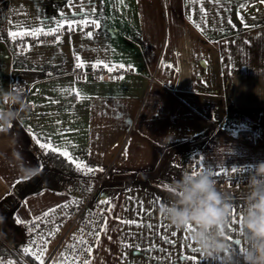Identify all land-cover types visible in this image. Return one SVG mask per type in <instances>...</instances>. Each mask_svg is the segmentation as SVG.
Masks as SVG:
<instances>
[{
	"label": "crops",
	"instance_id": "1",
	"mask_svg": "<svg viewBox=\"0 0 264 264\" xmlns=\"http://www.w3.org/2000/svg\"><path fill=\"white\" fill-rule=\"evenodd\" d=\"M43 30L57 35L15 41ZM77 66L131 71L78 78ZM10 84L22 88L29 108L0 132L4 244L22 243L29 219L68 199L51 190L18 199L13 191L45 160L35 133L108 177L104 196L93 200L109 207L87 264H227L223 256H202L187 230L184 246L155 241L158 208L169 194L150 177L170 163V176L179 179L195 165L228 172L264 161V143L253 137L264 118V0H0V86ZM242 131L254 142L239 138ZM217 187L233 197L224 231L240 264L248 184ZM63 233L52 237L40 264H60ZM136 233L147 234L148 244L136 242ZM163 249L179 252L166 259Z\"/></svg>",
	"mask_w": 264,
	"mask_h": 264
},
{
	"label": "clouds",
	"instance_id": "2",
	"mask_svg": "<svg viewBox=\"0 0 264 264\" xmlns=\"http://www.w3.org/2000/svg\"><path fill=\"white\" fill-rule=\"evenodd\" d=\"M28 108L22 88L10 84L5 90L0 86V132L8 131ZM252 167L239 223L247 245L240 264H264V161ZM167 192L169 200L160 204L159 215L177 230L190 227L189 238L206 259L223 256L227 264H233L232 248L224 231L233 197L218 189L211 171L186 170L167 187Z\"/></svg>",
	"mask_w": 264,
	"mask_h": 264
},
{
	"label": "built area",
	"instance_id": "3",
	"mask_svg": "<svg viewBox=\"0 0 264 264\" xmlns=\"http://www.w3.org/2000/svg\"><path fill=\"white\" fill-rule=\"evenodd\" d=\"M55 35H57L55 31L43 30L35 35H18L15 41L17 44L29 40L47 41ZM130 71L131 69L127 67H119L109 71L107 68L98 66L91 70L77 66L73 69L72 74L78 78L89 75L95 79H101L121 76ZM253 137L264 143V118L255 125ZM193 171L205 170L195 167ZM207 171H211L213 178L219 185H245L248 184L253 167H238L230 169L228 172L221 169ZM107 206L108 201H93L92 195L82 203L69 198L39 217L29 219L25 223L29 232L23 242L24 253L35 262H40L52 237L59 229L63 228L64 233L58 243L60 264H87L92 248L104 225L105 213L102 209H107Z\"/></svg>",
	"mask_w": 264,
	"mask_h": 264
},
{
	"label": "trees",
	"instance_id": "4",
	"mask_svg": "<svg viewBox=\"0 0 264 264\" xmlns=\"http://www.w3.org/2000/svg\"><path fill=\"white\" fill-rule=\"evenodd\" d=\"M248 134L249 132L242 131L237 133V136L247 142H254ZM45 156L44 162L34 175L14 185L13 191L18 199L43 190H51L65 192L68 199L82 203L96 191L99 183L105 178V171L78 170L75 163H70L56 152L47 151ZM23 242L10 247L0 240V264H40L24 253Z\"/></svg>",
	"mask_w": 264,
	"mask_h": 264
},
{
	"label": "rangeland",
	"instance_id": "5",
	"mask_svg": "<svg viewBox=\"0 0 264 264\" xmlns=\"http://www.w3.org/2000/svg\"><path fill=\"white\" fill-rule=\"evenodd\" d=\"M173 164L170 163L168 165V168H165L162 172H159L158 173V176L157 177H150V180H151V183L153 184V186L159 188V189H167V187L171 184V182L175 179L177 180L178 178L175 177V178H172V176H170L169 174V167H171ZM196 167V165H195ZM195 167L192 168H187V170H195ZM186 171V170H185ZM178 172L180 174V169H178ZM151 173V172H150ZM156 173V172H155ZM151 175V174H150ZM108 179V177H107ZM107 179H106V176L105 178H103V180L99 183L98 187L96 188V191L94 193V197H93V200H96L94 198H101L102 196H104V186H105V183L107 182ZM121 188L120 187H117L116 189H114L115 191H117L116 193H120V190ZM123 191V189H122ZM121 191V192H122ZM113 192V191H112ZM108 207H109V203H108V206H107V209H102L103 212H107L108 210ZM147 219L148 221H154L156 219L154 218H145ZM143 221H146V220H143ZM160 224V233H158L157 235H155L154 237L156 238L155 241L159 240L160 239V242H162L163 240H166V241H176L175 243L178 245V246H181L183 245L184 246V231L185 229H181V230H177L173 227H171L167 222L166 220L163 218V217H160L159 220H157ZM147 237V234H143L142 238H140V235H138V233L135 234V241L140 243L142 240L146 243L145 245H147L149 239H145ZM165 242V241H164ZM166 246V245H165ZM172 248V246H171ZM164 252H162V255H164L163 257H166V259H171L172 257H174L175 255L177 256L178 255V252L179 251H175L171 256L168 254V251L166 249H163Z\"/></svg>",
	"mask_w": 264,
	"mask_h": 264
},
{
	"label": "snow or ice",
	"instance_id": "6",
	"mask_svg": "<svg viewBox=\"0 0 264 264\" xmlns=\"http://www.w3.org/2000/svg\"><path fill=\"white\" fill-rule=\"evenodd\" d=\"M121 2H122V0H121ZM84 23L87 24V23H89V21H84ZM90 23H92L93 25H95L97 28L99 27V24H98L96 21H94V20L91 21ZM197 27H199V26L197 25ZM32 34L35 35V33H32ZM10 35H12L13 38H15L16 35H17V33L13 32V33H11ZM88 35L91 36L92 33L89 32ZM112 70H113L112 68H109V71H112ZM77 96L79 97L80 94L77 93ZM32 135H33V139L36 140V142L39 144L40 148H41V149H44L46 152H47V151L56 152L57 154H59V155L65 157L70 163H75L76 168H77L78 170H79V169H84V170H86L87 172H91V171H93V169H92L91 167H87V166H85L83 163L74 160L73 157H72V155L69 153V151H68L66 148L62 149V148H60V147H57V146L51 144V143H50L49 141H47V140L44 141V142H41V140L39 139V137H38L35 133H32ZM105 202H106V201H105ZM231 215H233V213H231ZM240 219H241V218H240ZM185 230H187V231L190 232L191 229H190V227H188V228H185ZM81 243H82V241H81ZM245 250H246V249H244V250H242V251L245 252ZM194 251H195V249H194Z\"/></svg>",
	"mask_w": 264,
	"mask_h": 264
}]
</instances>
